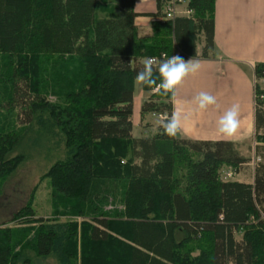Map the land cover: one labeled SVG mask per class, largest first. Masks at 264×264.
<instances>
[{
	"label": "trees",
	"instance_id": "1",
	"mask_svg": "<svg viewBox=\"0 0 264 264\" xmlns=\"http://www.w3.org/2000/svg\"><path fill=\"white\" fill-rule=\"evenodd\" d=\"M167 1L155 0L151 34L139 36L135 0H0V187L28 136L61 154L41 176L54 217L34 218L33 190L11 218L27 226H0V264H264L263 160L253 182L223 180L222 166L249 161L232 141L170 137L159 124L132 136L143 59L214 48L215 0H187L191 15L162 20ZM254 76L264 79V62ZM254 90L263 142L264 87ZM147 113L170 117L172 93L152 92Z\"/></svg>",
	"mask_w": 264,
	"mask_h": 264
},
{
	"label": "crops",
	"instance_id": "2",
	"mask_svg": "<svg viewBox=\"0 0 264 264\" xmlns=\"http://www.w3.org/2000/svg\"><path fill=\"white\" fill-rule=\"evenodd\" d=\"M164 8L165 6L163 12ZM134 10L138 13L134 19L138 35H150V23L154 17L148 14L156 11L155 0H135ZM213 35L214 48L208 57L182 56L185 61L191 58L199 61L200 68L195 74L185 77L174 89L173 112L181 113V128L176 136L187 139L232 141L240 154L246 157L242 150L248 147V143L253 145L255 141V82L264 80L256 79L254 76V65L264 62V0H215ZM202 45L203 42L197 44L198 53ZM138 85L140 99L136 102L134 82L131 132L133 137L151 135L156 132L159 124L155 122L154 126H146L149 113L141 117L140 106L154 91L144 90L142 84ZM200 92L214 96L216 103L206 109H200L196 101ZM233 104L239 105L237 117L239 124L236 132L228 136L219 132L218 121ZM136 112L139 116L140 136H135L133 131L137 125L134 119ZM253 154H256L255 146ZM243 165L251 166L252 162L249 159L241 166ZM253 166L250 179L237 181L253 182Z\"/></svg>",
	"mask_w": 264,
	"mask_h": 264
},
{
	"label": "rangeland",
	"instance_id": "3",
	"mask_svg": "<svg viewBox=\"0 0 264 264\" xmlns=\"http://www.w3.org/2000/svg\"><path fill=\"white\" fill-rule=\"evenodd\" d=\"M109 4L115 3L116 0H106ZM182 7V6H181ZM101 10V9H100ZM98 11V13L100 12ZM101 14V12H100ZM261 87H264V80H259L258 83ZM136 102L139 101V85L136 83ZM137 107V104H136ZM138 112L135 113L136 124L134 127V135L140 136V128L138 127ZM164 116V115H163ZM164 118V117H163ZM161 117H156L154 114H147L146 126H154L158 123ZM156 122V123H155ZM154 123V124H153ZM259 142V141H258ZM254 144V141H253ZM264 146V141L260 142ZM46 144L43 140L38 138H29V136L22 142L19 147L16 148L15 152L23 151L26 154V160L23 161L14 172H12L4 181L3 185L0 187V226H10L11 228H23L27 226L21 223L20 220L11 221L13 214L21 208L29 199L31 192L33 191L32 207L34 209V218H52L54 205L51 196V185L48 177L41 178V176L46 172L52 163L57 159H60L61 154L54 150L53 148L47 149ZM242 152L250 162L254 163L253 145L248 143V147L243 149ZM261 155L264 156V150H261ZM261 157V156H260ZM261 157V161L264 158ZM259 161V162H261ZM251 166L243 165L239 170L234 168H229L227 166H222L220 169V175L223 180L236 179V180H248L251 177ZM255 165L252 167L254 168ZM232 169L235 174L231 177H226V172ZM237 173V175H236ZM226 178V179H224ZM35 188V189H34ZM111 200V198H110ZM121 208L119 204H113L108 201L104 206V210H112L113 206ZM60 220L75 219L79 223L82 220H87L88 217L74 216V215H60L58 216ZM34 227L35 224L30 225ZM240 237V233L237 234ZM38 264L50 263L56 264L53 258L39 259Z\"/></svg>",
	"mask_w": 264,
	"mask_h": 264
},
{
	"label": "clouds",
	"instance_id": "4",
	"mask_svg": "<svg viewBox=\"0 0 264 264\" xmlns=\"http://www.w3.org/2000/svg\"><path fill=\"white\" fill-rule=\"evenodd\" d=\"M143 67L137 72L135 83L146 85L153 88V91L161 94L172 93L174 96L175 87L189 74H195L199 68V61L192 58L185 61L179 55L167 57L162 54L161 59L156 57H147L141 62ZM156 73L159 76H156ZM157 79L160 80L157 83ZM196 101L200 109H206L209 105L216 103V98L207 92H200ZM239 113V105L233 104L219 119V132L231 136L236 132L239 121L237 119ZM160 127L164 129L165 134L175 137L181 128V113L174 111L170 117H165L159 122Z\"/></svg>",
	"mask_w": 264,
	"mask_h": 264
},
{
	"label": "built area",
	"instance_id": "5",
	"mask_svg": "<svg viewBox=\"0 0 264 264\" xmlns=\"http://www.w3.org/2000/svg\"><path fill=\"white\" fill-rule=\"evenodd\" d=\"M181 6H184V7L181 9ZM191 13H192V10L187 7V0H169V1H167L166 5H165L164 13H163V16L161 19L162 20H164V19L165 20H172L175 18L176 15L183 14V15L189 16V15H191ZM256 97H257V94L254 90V100L256 99ZM159 115L161 116V114H159ZM257 145H261V144H259V142H257L255 140L253 147L257 146ZM259 161H261V157H260V155H256V157L254 158L253 164L255 165ZM234 174H235V171L232 169H229L226 172V177H231Z\"/></svg>",
	"mask_w": 264,
	"mask_h": 264
},
{
	"label": "water",
	"instance_id": "6",
	"mask_svg": "<svg viewBox=\"0 0 264 264\" xmlns=\"http://www.w3.org/2000/svg\"><path fill=\"white\" fill-rule=\"evenodd\" d=\"M41 264H50V263H41Z\"/></svg>",
	"mask_w": 264,
	"mask_h": 264
}]
</instances>
